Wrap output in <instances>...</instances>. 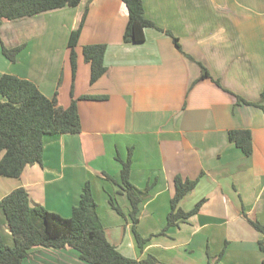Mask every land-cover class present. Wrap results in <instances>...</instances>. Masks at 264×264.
Here are the masks:
<instances>
[{"label":"crops","instance_id":"crops-1","mask_svg":"<svg viewBox=\"0 0 264 264\" xmlns=\"http://www.w3.org/2000/svg\"><path fill=\"white\" fill-rule=\"evenodd\" d=\"M143 4L155 27L145 30L144 42L135 43L124 40L129 15L122 0L92 1L77 48L73 92L76 99H108L79 100L81 132L46 135L40 163L26 166L19 179L0 176V201L24 188L32 206L70 218L90 182L106 237L127 258L153 256L160 264H262L263 235L251 222L264 227V0ZM86 5L82 0L74 8L3 20L4 46L23 49L12 63L0 43V77L30 80L46 97L57 94L58 105L67 108L72 100L68 40ZM95 44L107 45V71L91 85V66L82 51ZM203 68L209 73L205 79ZM238 97L250 105L238 103ZM232 130L251 132L250 156L230 142ZM129 156L132 184L138 190L150 187L136 224L120 186L118 159ZM176 177L197 181L178 207L189 212L203 204L198 213L167 228ZM134 226L150 238L143 250ZM0 228L6 245L13 247L1 210ZM24 264L88 263L71 247H35Z\"/></svg>","mask_w":264,"mask_h":264},{"label":"trees","instance_id":"trees-1","mask_svg":"<svg viewBox=\"0 0 264 264\" xmlns=\"http://www.w3.org/2000/svg\"><path fill=\"white\" fill-rule=\"evenodd\" d=\"M82 0H0V26L3 20H16L32 17L38 14L77 7ZM87 5L76 30H73L68 40L69 62L72 71L71 103L67 108L58 105L57 94L48 98L41 93L35 83L11 74L0 77V176L19 179L26 166L42 161L44 152V137L46 135L79 134L82 130L78 109L79 100L104 101L107 96L83 95L74 97V84L78 71L77 48L79 39L86 23L90 4ZM128 9V24L124 34L125 41L141 43L145 41V30L155 27V24L144 15L143 0H122ZM1 43L3 55L12 63L23 47L6 48ZM178 48L180 46L175 39ZM107 50L105 44L88 45L83 48L82 55L91 66L90 84H95L107 71L104 57ZM209 76L203 68L202 78ZM238 103L248 104L238 97ZM260 107V105H257ZM229 140L242 150L246 156L253 152L252 134L249 130H232ZM122 163L121 183L131 202L132 221L136 224L139 205L147 195L150 187L138 190L130 180L131 157ZM111 179V178H110ZM175 195L171 202V212L167 218V228L176 225L181 220H187L198 213L203 201L194 209L185 212L178 207L180 201L197 185V181H184L180 177L175 180ZM113 208L121 215L122 209L112 202ZM98 205L93 196L90 182L83 188L78 205L73 209L70 218H64L49 212L43 207L32 206L28 192L18 188L0 201V210L4 213L6 222L14 239V246L6 245L0 228V264H24L30 252L35 247L62 249L71 247L79 253L81 261L88 264H160L153 256L143 260L130 259L122 255L107 239L104 227L100 221ZM255 229L263 235L259 248L264 254V227L258 222H251ZM134 232L138 246L143 250L150 240L144 239L136 230ZM262 264H264V259Z\"/></svg>","mask_w":264,"mask_h":264},{"label":"rangeland","instance_id":"rangeland-1","mask_svg":"<svg viewBox=\"0 0 264 264\" xmlns=\"http://www.w3.org/2000/svg\"><path fill=\"white\" fill-rule=\"evenodd\" d=\"M4 231L6 232V230H5V229H4ZM8 240H9V238H7V239H6V241H8Z\"/></svg>","mask_w":264,"mask_h":264}]
</instances>
